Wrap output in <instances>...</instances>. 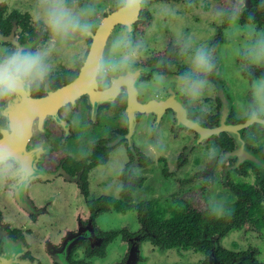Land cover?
Listing matches in <instances>:
<instances>
[{
	"label": "flooded vegetation",
	"instance_id": "obj_1",
	"mask_svg": "<svg viewBox=\"0 0 264 264\" xmlns=\"http://www.w3.org/2000/svg\"><path fill=\"white\" fill-rule=\"evenodd\" d=\"M75 3L77 7L95 4L97 12L94 20L99 26L110 20L113 0H75ZM37 5L38 0H4L3 3H0V47L12 48V41H15L17 46L31 44L33 47L47 43L49 34L40 29L32 20ZM237 8H240L239 15L235 14ZM179 17L193 18L197 23L206 19L208 22L206 40H197L196 43L190 42L188 34L192 26L180 24ZM231 24L239 28L240 32L230 31ZM249 26L254 27L257 33L264 32V0H243L242 6L240 0H147L139 18L130 25L132 43L138 46L140 54L136 65L139 76L137 80L138 91L135 96L132 99L122 96L115 101L93 102L91 96L85 93L79 96L75 102L62 105L57 114L50 115L44 120L43 126L38 125L37 119L39 118L36 117L33 134L23 150V158L31 161L33 179L25 189L21 190H16L7 184L0 186V264H98L108 254V246L117 239L124 246V249H120L123 252L121 253L122 258L117 260L116 257H113L114 260L111 259L109 264H142L139 259L147 258L149 253L155 255L154 251L177 250L178 248H185V250L177 251L186 253L191 258L176 264H245L247 262L264 264V190L260 182L261 178L264 177V122L251 121L247 115L253 101L254 81L264 78V65L249 64L242 54L244 47L236 53L235 63L232 64L236 68L235 71L241 72V81L233 84L227 78L229 68L226 48L236 52L230 46L233 41L239 44L243 43V46L247 42V36L244 33L249 30ZM124 27L123 24L117 22L113 25L105 45V52L110 44V39ZM229 32L232 34L236 32L237 34L229 38ZM255 37L256 35L253 33L247 38L252 43ZM95 40L78 38L71 42L72 45H79L81 54L75 58L74 64L70 67L64 65L65 59L62 53L58 51L60 47L58 46L51 55V62L55 68L48 87L35 93L33 97L45 96L50 91L77 78L82 67L81 61L92 49ZM186 44H190L193 48L206 47L211 51L216 66L213 73L208 77L210 92L202 96L204 97L202 102L196 100L191 104L180 94L178 86V77L190 66L188 56L182 54V49ZM174 66H177V69ZM70 70L77 71L76 76L68 82L57 84V80L66 77ZM157 74L163 75L166 81L163 86L159 87V90H157L153 80ZM243 86L244 88L240 92L239 88ZM211 92L212 98L210 97L212 94L209 95ZM211 100L215 101L214 112L210 110L207 104ZM165 102H174L177 106V102H179L183 106L182 110L178 112L173 106L164 109L162 106ZM131 103L134 108L135 121H132L128 114L132 112V108H129ZM138 103L143 106V109L136 108L135 104ZM68 107L72 110L78 107L79 114H85L88 122L97 119L103 125L106 123L105 126L108 124L106 119L108 113L121 112L126 117L127 126L112 132L109 138L95 140L92 144L91 153L87 156L78 157L76 152L80 151V147L79 151L76 152L67 151L70 137L66 134V126L67 124L73 125V120L69 117L66 118L64 114ZM187 117L199 122L208 130L216 129L222 125L234 128L233 131L224 130L213 134H201L181 121ZM59 120H63L64 125H61ZM131 122L134 123L135 129H132ZM145 122L148 125L146 133L144 132L145 139L147 142L150 141L149 143L152 142V144H148L155 148L162 144L161 133L166 124L171 126L172 132L176 129L177 133L189 134V141L182 142V152H179L180 154L176 158L178 164L176 162V169L172 170L173 174H176L177 171L178 174L189 171L191 163L197 162L193 160L190 152L199 150L208 144H212L221 150V153L223 152L226 157V161L221 160V158L218 159L217 156L213 160H209L204 174L209 173L212 179L219 168L221 181L224 185H221L222 188L226 189L225 185H228L230 191L227 190L234 197L228 201L226 206L231 210L242 206L237 210L239 212V216L236 218L237 223L227 232L204 234L203 238L208 240L211 246L209 251L196 245L162 248L151 240L141 239L146 230L144 231V224L139 217L137 207L118 211L111 206L106 211H101L99 208H96L95 211L89 205L92 200L103 196H113L106 192L105 194H97V196H94V193L91 194L93 192L91 190L92 175L96 168L108 165L110 155L117 147L125 145L127 149L125 144L127 142L129 159L124 161L125 164L120 173L123 185L119 196L113 197H121L124 186L122 174L127 170L129 173L133 172L136 176L144 179L143 184L134 192V202H153L155 207L161 210V216L164 215L165 218L172 216V211L181 205H191L202 210L210 209L211 204L202 206L193 200L197 193L195 195L190 194V196L180 195L175 204L169 208L159 205L158 201L154 199L136 200V192L144 186L147 178L145 175L137 174L134 170L135 166L145 168L153 165L157 160L148 149L145 150L144 143L136 141L135 138ZM6 123V119L0 120V124ZM53 124L61 128V134L53 135V132L51 133L49 128ZM56 127L51 129L54 130ZM84 127L85 125L82 128ZM72 128L74 129V126ZM36 129L42 130L39 139L34 138ZM177 133L175 132L172 137L176 136ZM54 137L56 138V147L50 141V138ZM77 137L78 134H75L72 139ZM180 137L179 135L175 140L181 141ZM101 140L104 141L102 144L111 147V150L104 163L90 167L87 182H85L82 177L84 171L82 160L87 159L88 163L91 162L94 148L97 144H101ZM130 143H134V146L132 147ZM240 143L246 145L248 150L256 155L258 164L252 160H246L236 153L241 148ZM156 150L158 149L156 148ZM142 157L150 160L145 165L141 164L139 161ZM134 158L135 162H133ZM163 171L166 174L169 173L166 168ZM195 173L194 175L200 174L199 170ZM234 173L246 175L253 173L255 180L252 183L236 181L231 178ZM194 175H184L185 178L182 179V182L191 184L187 182H190L193 177L196 178ZM196 185L198 184L195 183L190 188H195ZM47 186L57 189H50L51 192L41 194L43 188ZM69 187L79 197L77 200H72L71 203L79 211L73 227L54 222L60 218L57 207L60 205L61 192L63 193V188ZM249 187H253L258 192V199L242 203L245 199L246 188ZM203 188L202 196L207 199L210 192L207 191L206 184ZM37 189L40 191L39 194L36 193ZM103 190L106 191L105 188ZM105 212L111 214L133 212L134 216H130L132 217L130 219L136 218L137 212L140 226L135 230L128 225L113 230H104L101 228L100 218ZM250 223L253 226L251 230L253 233L255 231L256 237L262 241L259 242L258 246L248 249H235L225 245L224 241L234 230L250 228ZM37 231H40V238H38ZM36 235L37 239H35ZM145 241H151L153 244V248L148 254L143 251ZM233 243L241 245L237 241H233ZM191 248L193 249L191 250ZM219 251H221L223 258L218 256ZM133 253H137V260L132 259ZM213 256L216 257L218 263ZM95 258L97 260L93 262Z\"/></svg>",
	"mask_w": 264,
	"mask_h": 264
},
{
	"label": "clouds",
	"instance_id": "obj_2",
	"mask_svg": "<svg viewBox=\"0 0 264 264\" xmlns=\"http://www.w3.org/2000/svg\"><path fill=\"white\" fill-rule=\"evenodd\" d=\"M4 0H0L3 3ZM241 6L243 0H240ZM147 0H113L109 19L125 27L111 40L108 51L103 48L90 50L81 61L78 72L77 91H86L94 101H115L117 98L132 99L138 91L139 70L138 46L131 40L130 25L139 18ZM240 8L235 10L239 15ZM95 4L77 7L75 0H38L37 10L32 16L34 24L49 34L46 44L33 47L28 44L0 47V186L9 185L16 190L25 189L33 179L31 161L23 158V148L31 134V120L17 116L21 108L31 109L33 95L48 87L54 71L52 52L58 46H67L78 38L102 39V26L94 17ZM256 38L245 45L243 56L249 64L264 65V32L257 33L249 26ZM190 61L189 68L178 77L180 94L189 104L200 99L209 86L208 77L215 69L210 50L186 44L182 49ZM159 90L166 81L163 75L153 78ZM253 101L247 113L251 121L264 122V78L254 81ZM72 99L69 95L65 102ZM177 111L182 105L177 102ZM64 125L63 120L58 121ZM215 147L210 149V158H215ZM211 216L223 218L231 214L225 203L210 206Z\"/></svg>",
	"mask_w": 264,
	"mask_h": 264
},
{
	"label": "rangeland",
	"instance_id": "obj_3",
	"mask_svg": "<svg viewBox=\"0 0 264 264\" xmlns=\"http://www.w3.org/2000/svg\"><path fill=\"white\" fill-rule=\"evenodd\" d=\"M178 19H179L180 24L182 23L184 26L186 24L189 26L190 25L192 26V29L189 31V34H188V38L189 40H191L190 42L196 43L197 40L198 41L206 40V32H207L206 25L208 24L206 19L203 22H198V23L193 18L179 17ZM230 28H231L230 31H237L238 33L240 32V29L236 28L234 24H231ZM260 32H263V31H260ZM236 34H237L236 32L234 34L229 32L228 35L230 38V37H234ZM244 35L249 37L250 35L252 36L253 33H250V31L248 30L244 33ZM247 37H246V40L248 43H250V40H248ZM113 38L110 39V43ZM245 43L242 46L243 43L239 44L233 41V43L230 46H232L233 50H236V52L230 51L229 48H226L227 49V55H226L227 64L229 68V70L227 71V78L231 80L233 84L241 81V75H242L241 72L239 70L238 72L235 71L236 68L233 67L232 64L235 63L236 53L238 51H241V49L245 47ZM78 47L79 45L77 44L72 45L71 43L68 44L67 46L59 47L58 51L62 53L65 59L64 65L66 67L72 66L74 64L75 58L81 54V48L79 49ZM107 51L108 49H106V52ZM228 51H229V54H228ZM174 68L177 69V66H174ZM243 88L244 86L239 88V91L241 92ZM206 89L207 91L205 90L206 92H204V94H207L210 92L209 86ZM211 94L212 92L209 95ZM212 96L213 94L210 97L212 98ZM203 98L204 97H201L200 99H198L199 102H202ZM207 104L210 110L214 112L215 111V107H214L215 101L211 100ZM73 110L70 107H68L64 111L66 118L69 117V119L73 120V125L70 124L71 126H69L67 124L66 126V134L69 135L70 137L68 139L67 151L76 152V151H79V147H80V151L76 152L78 157L89 155L92 151V144L95 140L99 138H109L112 135V132L120 130L127 126L126 119H125L126 117L121 112H118V113L112 112L110 114L108 113L106 115L108 124L105 126L106 123H104L103 125L102 122L100 120L98 121L97 119H95L92 122L91 121L88 122L85 114H79L78 107L73 108ZM54 125L55 124H53L51 128L56 127V125L55 126ZM83 125H85L84 128H82ZM73 126H74V129L72 128ZM51 128L49 129L51 130V133L53 132L52 133L53 135L61 134V128L56 127L54 128V130H52ZM147 129H148V125H146V122H145L141 126L140 131L136 134L135 138H136V141L144 143L145 150L148 149L157 160H155V163L153 165H150L148 167L143 168V167L135 166L134 168L137 174L145 175L147 178L144 186L136 192L135 198L137 201H140L142 199H154L158 201L157 203L159 205L169 208L171 205L175 204V201L177 200V198H179L180 195L190 196V194L195 195L197 193L195 198L194 199L192 198V199L199 205L201 204L202 206H205V205L207 206L208 204L219 205L221 203H225L226 205L228 201H231L234 198L233 194L229 192L230 190H229L228 185L227 186L225 185L226 189L222 188L221 185H223V183L221 181V173H220L221 171L219 168H218L217 174H215L212 179L209 176V173L204 174V172L207 170L206 166L209 163V160L214 159V158H210L209 156L210 149L214 147L212 146V144L202 146L199 150H194V151L192 150L190 152L192 153V158L193 160H196L197 162L195 164L191 163L192 165L189 167V171H187L186 173L179 172L178 174V171H177L176 174H173L172 170L176 169V162L178 164V161L176 158L180 154L179 152H182L181 151V148L183 146L182 142L189 141L190 139L188 136L189 134H186L185 132L177 133L176 129L174 130V132H172L171 126L166 124L161 133L162 144L161 146L156 147L158 149L156 150L154 146L149 145V144H152V142L149 143L150 141L147 142V139H145L146 136H144V134L146 133ZM41 132H42L41 129H36L34 138L39 139L42 135ZM175 132L177 133L176 136L172 137V135H174ZM75 134H78V137L76 139H72V136L74 137ZM179 135L181 136L180 137L181 141L175 140L176 138H178ZM50 141L56 147V138L55 137L50 138ZM125 144H126L127 149L125 148V145H121L117 147V149L111 153L110 158L107 162L108 165L103 166V167L100 166L99 168H96L95 172L93 173L92 175L93 177L91 179L92 181L91 190H93V192L91 194L94 193L93 194L94 196H97V194H105V192L108 193V195L119 196L120 190L123 185L121 177H120V173L122 172L123 165L125 164L124 161L126 162V160L129 159V155L127 153L129 146L127 142ZM130 144L132 147L134 146V143H130ZM215 149L217 151V154H216L217 158L218 159L221 158V160L226 161L225 160L226 157L223 154V152L221 153V150L217 148ZM165 168L169 170L168 174L164 173L163 169ZM197 170H199L200 174L194 175V173ZM210 170L212 171V169ZM184 175H189V176L194 175L196 178L193 177V179L190 182H187L191 184H185V182H182L183 181L182 179L185 178ZM231 178L236 181H241V182L244 181V182L252 183L255 180V175L253 173L249 175H246L244 173H241V174L234 173L231 176ZM195 183H197L198 185H196L195 188H190V186H192ZM204 184H206L207 191L210 192L207 196V199L202 196V194L204 193L203 191ZM103 188H105L106 191H104ZM50 189L55 190L57 188L56 187L51 188L49 186L44 187L42 190L43 192L41 194L51 192ZM36 193L37 194L40 193L39 189L36 190ZM78 198L79 197L75 195L74 191L70 187L65 188V189L63 188V193L61 192V195H60V205L57 207L58 212L60 214L59 216L60 218H57L56 220H54V222H57L58 224L63 223L64 225L67 224L69 227L75 226L74 224L76 221V216L78 215L79 211H77L76 206L75 205L72 206L71 203H72V200H77ZM130 216H134V213L133 212L131 213L115 212L111 214V213L105 212L104 214H102L100 218L101 228H103L104 230H113V229H117L125 225H128L133 230L138 229L140 226V222L138 220L137 212L135 215L136 218L130 219L132 218ZM249 226L250 228L245 227L244 229L239 230V231L234 230L228 236V238L224 241L226 243L225 245L228 247H233L235 249L237 248L248 249L250 247L253 248L254 246H258L259 242H262V241L259 240L258 237H256L255 231L253 233V231L251 230L253 227L251 223L249 224ZM248 230H251V231H248ZM37 235H38V238L41 237L40 231H37ZM37 235L35 239H37ZM233 241H237L241 245L233 243ZM152 248H153V244L151 241L144 242L143 251L146 254H148V252ZM120 249H124L123 244L118 239L114 240L107 248L108 254L105 257H103L101 259L102 261L98 262V264H109V261H111V259L114 260L115 257L117 258V260H120L122 258L121 253H123L121 252ZM192 249L193 248H191V250ZM177 250L181 251V250H185V248H178ZM177 250L154 251L155 255L154 253H149V256H147L148 259L141 258L139 259V262L141 261L142 264H145V263L147 264H176L179 262H185L183 261L184 259L191 258V256L188 257V254L179 253ZM136 255L137 253H133L132 259L137 260L138 257H136ZM213 258L217 261L215 256H213ZM95 260L97 259L95 258L93 262H95Z\"/></svg>",
	"mask_w": 264,
	"mask_h": 264
},
{
	"label": "trees",
	"instance_id": "obj_4",
	"mask_svg": "<svg viewBox=\"0 0 264 264\" xmlns=\"http://www.w3.org/2000/svg\"><path fill=\"white\" fill-rule=\"evenodd\" d=\"M77 74L70 70L66 77L57 80V84H63L73 79ZM55 86V85H54ZM43 93V92H42ZM97 144L94 148V153L91 156V162L87 159L82 160L84 164L83 179L87 182V174L90 167L104 163L107 160L108 153L111 147L102 144ZM150 159H140L139 163L146 164ZM135 162V158L133 159ZM122 179L124 186L121 191V197L103 196L99 199L92 200L89 205L96 211L99 208L101 211H106L113 206L118 211H126L133 207H137L139 217L144 224L143 240H151L153 243L160 245L162 248L174 247H190L198 246L201 249L209 251L211 247L208 240H205L204 234H215L216 232L225 233L237 223V217L242 205L231 210V214L223 218H215L211 216L210 209L202 210L200 208L188 205L180 206L172 211V216L165 218L161 216V210L155 207L153 202H134V192L140 187L144 179L136 176L133 172L129 173L127 170L123 172ZM261 185L264 190V177L261 178ZM245 199L242 203L247 201H254L258 199V192L253 187L246 188ZM245 206V205H244ZM251 207V206H250ZM245 208V207H244ZM112 235H115L112 233ZM219 257L223 258L221 251L218 253ZM245 264H251L247 262Z\"/></svg>",
	"mask_w": 264,
	"mask_h": 264
},
{
	"label": "water",
	"instance_id": "obj_5",
	"mask_svg": "<svg viewBox=\"0 0 264 264\" xmlns=\"http://www.w3.org/2000/svg\"><path fill=\"white\" fill-rule=\"evenodd\" d=\"M115 23L116 22L114 19H110L109 21H106L102 25V32H101L102 39H96L91 50H99L101 48H103V50H105V45H106L108 36H109L111 29ZM77 79H78V77L75 78L70 83L65 84V85H63V86H61L55 90L50 91L45 96L33 97L31 109L21 108L20 112L17 113L18 116L24 115L31 120V134L27 137V140L24 144V148H25L27 142L29 141L31 135L33 134V127H34L33 125L35 124L36 117L39 118V119H37L38 125L43 126L44 120L50 115L57 114L59 108L62 105L66 104L68 102H75L79 96L87 93L86 91H83V90L77 91V88H78ZM69 95L72 96V99L69 100L68 102H65L66 98ZM92 101L96 102L93 99H92ZM133 103H134V99H133ZM135 105H136V108L143 109V106H141L139 103L135 104ZM168 106H173L176 109L178 108V106L176 104H174V102H165L163 104L162 108L165 109ZM129 108H132V112H129L128 114L130 115L132 121L133 120L135 121V113H134V108H133L132 103H131V107H129ZM144 109H145V107H144ZM181 121L184 122L186 125H190L192 128H194L195 130H197L201 134H213V133H218V132L224 131V130H232L234 128L231 126H223L222 125L216 129H209L208 130L206 127L202 126L199 122H197L195 120H191L188 117L186 119L181 120ZM133 124L131 122L132 129H135V126L133 127ZM24 148H23V150H24ZM236 153H238L244 159L252 160L258 164V161L255 158L256 155H254V153H251L248 150L246 145L244 146L241 144V148L238 149L236 151Z\"/></svg>",
	"mask_w": 264,
	"mask_h": 264
}]
</instances>
